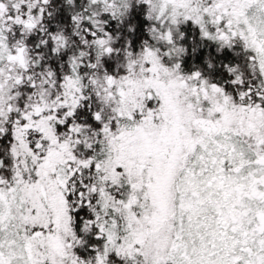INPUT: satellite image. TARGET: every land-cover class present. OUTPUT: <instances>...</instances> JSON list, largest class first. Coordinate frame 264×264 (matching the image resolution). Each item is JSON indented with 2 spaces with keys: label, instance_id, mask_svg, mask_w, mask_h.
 I'll list each match as a JSON object with an SVG mask.
<instances>
[{
  "label": "snow or ice",
  "instance_id": "obj_1",
  "mask_svg": "<svg viewBox=\"0 0 264 264\" xmlns=\"http://www.w3.org/2000/svg\"><path fill=\"white\" fill-rule=\"evenodd\" d=\"M0 264H264V0H0Z\"/></svg>",
  "mask_w": 264,
  "mask_h": 264
}]
</instances>
